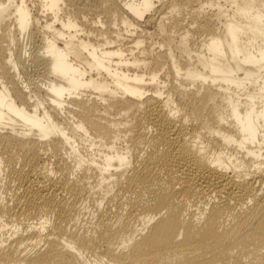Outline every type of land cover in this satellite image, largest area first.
Returning <instances> with one entry per match:
<instances>
[{"label": "bare ground", "instance_id": "obj_1", "mask_svg": "<svg viewBox=\"0 0 264 264\" xmlns=\"http://www.w3.org/2000/svg\"><path fill=\"white\" fill-rule=\"evenodd\" d=\"M0 264H264V0H0Z\"/></svg>", "mask_w": 264, "mask_h": 264}, {"label": "rangeland", "instance_id": "obj_2", "mask_svg": "<svg viewBox=\"0 0 264 264\" xmlns=\"http://www.w3.org/2000/svg\"><path fill=\"white\" fill-rule=\"evenodd\" d=\"M150 31H151L152 33L154 32V30H153V29H152V30L150 29V30H149V32H150ZM151 32H150V33H151Z\"/></svg>", "mask_w": 264, "mask_h": 264}]
</instances>
